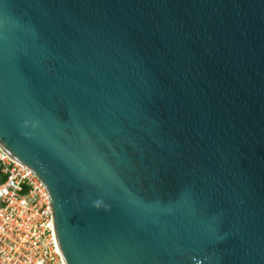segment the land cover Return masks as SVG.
Instances as JSON below:
<instances>
[{
    "label": "water",
    "instance_id": "water-1",
    "mask_svg": "<svg viewBox=\"0 0 264 264\" xmlns=\"http://www.w3.org/2000/svg\"><path fill=\"white\" fill-rule=\"evenodd\" d=\"M0 146L64 264H264V0H0Z\"/></svg>",
    "mask_w": 264,
    "mask_h": 264
},
{
    "label": "built area",
    "instance_id": "built-area-1",
    "mask_svg": "<svg viewBox=\"0 0 264 264\" xmlns=\"http://www.w3.org/2000/svg\"><path fill=\"white\" fill-rule=\"evenodd\" d=\"M0 264H64L48 189L1 146Z\"/></svg>",
    "mask_w": 264,
    "mask_h": 264
}]
</instances>
